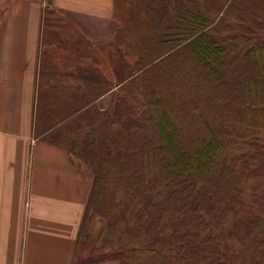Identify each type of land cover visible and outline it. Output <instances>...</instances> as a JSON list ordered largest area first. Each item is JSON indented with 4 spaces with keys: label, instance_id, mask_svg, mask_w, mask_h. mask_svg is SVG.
Returning a JSON list of instances; mask_svg holds the SVG:
<instances>
[{
    "label": "trees",
    "instance_id": "1",
    "mask_svg": "<svg viewBox=\"0 0 264 264\" xmlns=\"http://www.w3.org/2000/svg\"><path fill=\"white\" fill-rule=\"evenodd\" d=\"M125 4L113 76L77 66L73 101L37 108L92 172L74 253L97 216L89 264H264V0Z\"/></svg>",
    "mask_w": 264,
    "mask_h": 264
},
{
    "label": "crops",
    "instance_id": "2",
    "mask_svg": "<svg viewBox=\"0 0 264 264\" xmlns=\"http://www.w3.org/2000/svg\"><path fill=\"white\" fill-rule=\"evenodd\" d=\"M113 5L0 0V264H71L93 176L83 162L42 140L37 108L54 99L49 91L56 83L71 88L73 82L60 78L87 66L82 58L79 65L61 62L77 53L61 49V42L114 38Z\"/></svg>",
    "mask_w": 264,
    "mask_h": 264
},
{
    "label": "rangeland",
    "instance_id": "3",
    "mask_svg": "<svg viewBox=\"0 0 264 264\" xmlns=\"http://www.w3.org/2000/svg\"><path fill=\"white\" fill-rule=\"evenodd\" d=\"M125 1L126 0H114L113 14L115 19L118 21V25L119 24L121 25L124 21H126L128 17L127 14L129 10H128V5L125 4ZM61 20H62L61 22L65 21L64 19ZM65 23L66 24L63 25L68 24L66 21ZM68 31L70 34L74 33L71 32L70 28ZM76 39L78 41H71V42L68 41L67 43L61 42L60 44L61 49H63L64 45H66L68 47V49L66 50L70 51L69 54L71 53V50L73 51L74 49L77 52L74 53L75 57L64 58V59L61 58L62 59L61 62L70 63L72 66L74 64L79 65L77 61L80 60L81 58H82L81 62L84 65H89L92 62H95L94 67H97L102 72H104V74L107 77L111 78L113 76V70L115 69V65L117 63V58L115 54L116 48L113 41L114 38L108 43H89L79 38ZM130 55H132V53H130ZM129 57L130 58H127V61L132 64L133 60L131 59L133 58H131V56ZM62 76L64 75L62 74ZM60 81L61 83H63L65 81H72V80L71 78L66 77V78H60L57 82ZM56 84L54 85L55 90L49 91V93L54 94L55 99H61L64 100L65 102L71 103L73 100L70 97L73 96L76 91H74V89L71 88L70 89L65 88L63 84H61L60 88L58 89ZM114 102L115 100L111 98L110 95H105L100 97L98 100H96L95 105L99 110L102 111V110H107ZM103 225L104 224L101 218L97 216L93 218L89 228L90 234L86 241L85 246L81 251L77 253H74L75 250L73 248L71 264H89V263H94L97 259H99L101 255V249H99V247L101 246V244L98 238Z\"/></svg>",
    "mask_w": 264,
    "mask_h": 264
}]
</instances>
